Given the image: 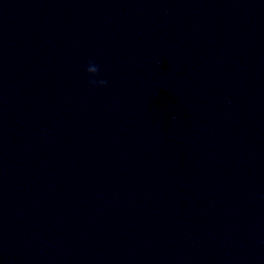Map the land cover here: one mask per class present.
<instances>
[{"label": "clouds", "instance_id": "obj_1", "mask_svg": "<svg viewBox=\"0 0 264 264\" xmlns=\"http://www.w3.org/2000/svg\"><path fill=\"white\" fill-rule=\"evenodd\" d=\"M85 74L90 77L88 80V84L91 87H99L103 88L106 87L108 84V81L104 79H96L100 75V65L94 63L93 61H89L87 66L83 69Z\"/></svg>", "mask_w": 264, "mask_h": 264}]
</instances>
